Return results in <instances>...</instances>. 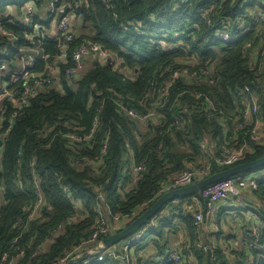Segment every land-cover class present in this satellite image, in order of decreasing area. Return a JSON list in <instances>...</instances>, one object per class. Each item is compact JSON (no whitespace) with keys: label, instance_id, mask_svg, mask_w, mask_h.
I'll use <instances>...</instances> for the list:
<instances>
[{"label":"trees","instance_id":"obj_1","mask_svg":"<svg viewBox=\"0 0 264 264\" xmlns=\"http://www.w3.org/2000/svg\"><path fill=\"white\" fill-rule=\"evenodd\" d=\"M31 1L38 9L46 3L0 0V15L13 10L24 15ZM255 3L60 0L69 12L82 15L76 23L77 38L63 58L57 36L50 33L36 38L43 56L35 62V69L48 73L54 69L56 84L31 99L6 141H0V264H65L62 259L70 255L68 263L129 226L184 170L207 164L209 177L264 156V138L252 139V124L237 129L244 122L246 97L250 96L247 88L259 97L264 123V69L252 59V54L256 59L264 57V46L255 44L257 30L239 31L244 24L254 27L251 8ZM4 18L3 27L17 41L9 51L10 59H16L24 47H36L27 39L34 35L30 27ZM42 19L38 13L34 23L42 25ZM222 28L233 30L235 38L230 42L217 38ZM84 40L99 43L120 66L99 61L78 76H70L71 50ZM0 42L6 40L0 37ZM131 112L149 117L141 120ZM209 112L213 117H208ZM213 141L215 154L210 153ZM243 145L247 149L237 163L215 161L223 151ZM199 160L204 161L195 164ZM141 164L145 168L134 174L132 167ZM263 170L264 166L255 171ZM252 173L248 175L258 184L252 191L264 198V174ZM194 198L200 204L198 210L190 207ZM169 206L140 231L112 246L117 249L110 248L109 253L125 254L123 245L134 240L133 264H178L170 260L168 248L169 236L179 229L177 218L191 239L190 247L181 251L186 256L183 264H189L192 252L197 264H207L208 248L195 243L207 222L198 224L196 213L205 211L206 201L192 195ZM219 211L210 219L217 231ZM259 212L261 224L254 225L260 227L263 239L264 212ZM102 221L112 229L110 234L90 240ZM149 246L159 254L158 259L150 254ZM210 248L215 264H247L246 253L252 264H264V254L255 248L237 252L233 262L220 246ZM96 258L88 256L76 264H123L110 254L104 262Z\"/></svg>","mask_w":264,"mask_h":264},{"label":"built area","instance_id":"obj_2","mask_svg":"<svg viewBox=\"0 0 264 264\" xmlns=\"http://www.w3.org/2000/svg\"><path fill=\"white\" fill-rule=\"evenodd\" d=\"M255 2V5H252L251 8L253 9L251 18L253 19L254 27H251V24H244L241 27L239 26V31H244V34L252 30H257L258 32L261 27H264V0H255ZM46 5L47 15L46 17L43 16L42 20L45 23L43 22L42 25L34 23V17L36 14L40 13V11L33 1L28 2L25 6L24 15H17L13 9V12L10 14H5L3 17L0 15V37L6 40V42L3 44L0 42V77H2L0 82L1 85H3L0 86V141L2 144L8 138L16 118L23 115L25 110L30 106L31 99L35 97L40 91L56 84L54 76L52 75L54 69L51 70L50 73H48V70L38 71L35 69V62L27 63L22 69H19L18 67L15 68L14 65H12L13 62L16 64L17 60L10 59L9 51L11 48L16 47L15 44L17 41L15 39L16 37H14V34L8 31L6 27H3V18L6 16L5 18H9L10 22L20 20L25 27H30L33 30L34 35H28L27 39L36 47H39L36 42V38L44 37L50 33L54 34V36H57L62 50L60 58L67 56L69 44L75 42L77 38V27L75 20L81 19L82 15H76L72 12H69L70 8L67 11V8L64 6V4H60V0H46ZM258 11H260L259 14ZM216 36L223 42H230L235 38L236 35L233 30L229 31L226 28H222L218 31ZM248 45L251 46V44ZM87 58H95L96 62H109L110 60V62L114 64L115 67L120 66V62L115 58V56L103 48L99 43L92 40H84L78 42L71 50V59L73 65L68 69V74L70 76H78L84 69ZM252 59L255 65H259L262 70L264 69L263 56H260L257 59L252 57ZM206 64H209V62ZM213 72H215L214 68ZM210 83L214 84L215 82L214 80H210ZM59 86L60 83L57 84V87ZM246 91H249L248 93L250 96L246 97L247 107L244 111V122L239 124L237 129H242L246 124H252V127H254L252 131V139L260 141L262 140V132H260L258 126L260 123L262 124L263 121L261 120L260 115L259 97L255 93L251 92V90L248 88ZM131 115L141 120H146L149 117L147 114L141 115L136 112H131ZM208 117H213V114L209 112ZM246 149L247 146L243 145L232 151H223L222 154L215 157V161L220 165L235 164L242 159ZM2 153L3 146L1 145L0 157ZM144 168V164L138 166L134 165L132 167V172L134 174H138ZM209 170L210 166L207 164L186 169L180 174L176 175L170 181L166 189L167 191H171L191 185L199 180L204 179L208 175ZM257 186L258 184L255 177H252L248 174H240L224 179L203 189L198 196L206 201V209L205 211L200 210L198 213H196L197 223L203 224L208 218L212 219L211 217H216L218 205L221 202L232 197L236 198L243 194L245 190H254L257 188ZM101 194L103 197H105L104 192H101ZM178 202L179 198L173 201V203ZM41 203L42 200L40 199L39 204ZM213 223L217 230L218 226L215 224V221ZM153 224L154 222L148 224L147 227L152 226ZM111 230L112 229L110 226H107V224L102 221L101 225L91 236L90 240H96L100 234H110ZM260 237L261 229L258 225H254L247 232L243 233L242 240L247 248H255L264 254V237L263 239H260ZM136 239H139V237ZM134 244V240L127 241L126 244L123 245L125 254L116 255L115 253H109L110 250L100 251L102 248H104V243L102 241L95 248L89 251L88 256H97L96 260L104 262L108 254H110L117 258H121L123 260V264H133L131 260V251L132 248H134ZM69 256L70 255H68L66 258H63L62 262L66 264ZM79 256L81 255L78 254L77 257ZM169 258L178 264H183L186 256L174 251L170 253ZM12 262L13 259L9 261V263Z\"/></svg>","mask_w":264,"mask_h":264},{"label":"crops","instance_id":"obj_3","mask_svg":"<svg viewBox=\"0 0 264 264\" xmlns=\"http://www.w3.org/2000/svg\"><path fill=\"white\" fill-rule=\"evenodd\" d=\"M75 23H77V20H75ZM27 61L28 63L34 62L33 60L30 61L27 60ZM27 61L24 60L21 63H16L14 67L15 68L18 67L19 69H22L25 67L26 64L24 63ZM95 62H96L95 58L93 59L87 58L82 72L90 69L95 64ZM258 128L260 131H262L263 126L261 123L259 124ZM204 142L206 145L205 148H207L208 140L206 139V141ZM215 142L216 141H213V143ZM215 148H216V143L213 144V146L211 147L210 150L212 152L210 153L215 154L216 153L214 150ZM203 161L204 160H199L195 164H199L200 162ZM1 203H2V199H1V191H0V206ZM172 203L173 202L169 203V205H171ZM184 204L189 207V200H186ZM220 204H221V207L219 208L220 209L219 214L221 218V221L219 222L220 230L217 231L215 225L213 224L214 221L208 218L207 222L202 225V228L198 234V240H196L195 243L202 247H207V248H210V245H212L214 248L216 246H220L221 249L225 251V254H227V256L230 257L231 262H233L235 260L234 258L238 257L237 252H242L246 249V246L244 245L242 240L243 231L254 224H261V220L258 216V212L259 211L264 212V198H262L252 190H247L245 193L241 194L240 196L232 199H227L221 202ZM190 205H191L190 207L195 210L196 209L198 210V208H200V204L196 198H194V200L191 202ZM170 208L172 207L169 206V209ZM175 222L177 225H179V229L173 231L172 234L169 236L168 248L169 249L171 248L170 250L171 252L176 251L181 254V251L183 249L190 247L191 239L182 221L176 218ZM119 246L121 247L122 243H120ZM151 246L148 247L150 254L154 256V258L158 259L159 254H155ZM113 249L115 250L117 248H113ZM103 250L109 251L110 248L106 249L104 246ZM191 254L192 255L188 260L189 264H197V260L194 256V253L192 252ZM83 255L88 257L87 253L81 254V256ZM248 256L249 255L246 253L245 260L248 263L252 264L253 260H251ZM86 257L83 259H86Z\"/></svg>","mask_w":264,"mask_h":264},{"label":"water","instance_id":"obj_4","mask_svg":"<svg viewBox=\"0 0 264 264\" xmlns=\"http://www.w3.org/2000/svg\"><path fill=\"white\" fill-rule=\"evenodd\" d=\"M68 10L69 8H67V11ZM12 65H15V62H13ZM263 166H264V156L260 159L241 163L233 167H230L226 170L214 173L209 177L199 180L191 185L174 189L171 191H166L143 214L137 217L129 226L125 227L120 232H116L106 237L103 240L105 248L106 249L111 248L115 244H118L119 242L126 240L131 235L140 231L148 223L149 220L156 218L169 206V203L173 202L174 200L185 196L199 195L203 189L207 188L212 184L218 183L224 179L237 176L240 174H251L256 169ZM85 257L86 256L83 255L74 258L70 260L67 264H76ZM207 264H215L213 251L211 248L207 249Z\"/></svg>","mask_w":264,"mask_h":264},{"label":"rangeland","instance_id":"obj_5","mask_svg":"<svg viewBox=\"0 0 264 264\" xmlns=\"http://www.w3.org/2000/svg\"><path fill=\"white\" fill-rule=\"evenodd\" d=\"M44 6L39 9L40 13L46 17L47 15V9H46V3L43 4ZM25 8V7H24ZM17 15H19V13L17 11H15ZM260 13V11H258V14ZM5 15V14H4ZM2 15V17L4 16ZM85 33H88V32H85ZM257 35V39H256V42L255 44H258V45H261V46H264V27H261L259 29V31L256 33ZM43 56V53H42V50L41 48L39 47H24L21 49V52L19 54L16 55V60H17V63H21L23 62L24 60L27 61V60H33L34 62H36L37 60H40ZM252 57H253V54H252ZM27 62H25L24 64H27ZM1 74V73H0ZM2 77H0L1 79ZM0 86H3L1 85V82H0ZM262 132L263 133V130H264V123L262 122ZM264 138V135L262 134V140ZM128 156L132 157V151H129V153H127ZM125 155V159H126V156ZM126 166V165H125ZM264 174V170L261 171V172H257V171H254L252 173L253 176H260Z\"/></svg>","mask_w":264,"mask_h":264}]
</instances>
